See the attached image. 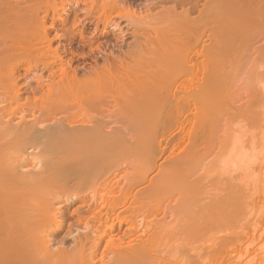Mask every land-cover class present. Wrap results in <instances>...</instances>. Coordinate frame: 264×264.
Wrapping results in <instances>:
<instances>
[{
  "label": "rangeland",
  "instance_id": "rangeland-1",
  "mask_svg": "<svg viewBox=\"0 0 264 264\" xmlns=\"http://www.w3.org/2000/svg\"><path fill=\"white\" fill-rule=\"evenodd\" d=\"M68 1L1 0L0 43L22 36L31 50L30 65L0 56V174L38 151L10 127L20 115H50L55 105L79 115L80 95L56 90L63 69L86 86L128 80L119 111L100 108L118 119L119 141L85 186L8 183L0 215L3 203L22 204V227L44 264H102L108 253L89 252L109 237L144 245L129 264H264V0H114L125 15H107L96 29L83 4L61 25L52 7ZM112 180L127 197L117 213L132 222L103 237L104 226L83 229L76 213Z\"/></svg>",
  "mask_w": 264,
  "mask_h": 264
},
{
  "label": "bare ground",
  "instance_id": "bare-ground-1",
  "mask_svg": "<svg viewBox=\"0 0 264 264\" xmlns=\"http://www.w3.org/2000/svg\"><path fill=\"white\" fill-rule=\"evenodd\" d=\"M102 2L98 4L99 2L94 0H75L74 4H72V2L68 1L66 3L70 7L67 9V6L54 5L52 10L54 15H57L58 20L61 21V25H65L67 24V18L73 15L75 11L74 6L78 7L83 4L85 9L81 12L85 14V18L90 23L92 21L95 29L98 23L105 25L107 15L110 17L116 14L115 16L119 18L125 15L120 9V5L114 0L106 1L107 3H105V0ZM7 4L6 2L1 3L0 0V15L3 14V7L5 8ZM12 7L11 5L10 11L16 14ZM79 23L80 21L70 24V28L76 27ZM112 25L117 28V31H121L117 24L112 23ZM51 27H54V23H52ZM71 37H73V34L69 33L67 38ZM17 38L13 44L0 43L1 59L8 58L4 57V55L10 54V58L16 59L15 61H22L24 64L30 65V61L25 57V54L28 55L31 49L20 40L22 36ZM54 55H52L53 59H55L53 63L60 67H65L62 64V60ZM47 71H52V76L57 74L52 65L49 66ZM61 75L65 77L62 80L63 84L62 86L57 84V88H55L59 91L63 88L65 92L67 88L71 87L73 91L80 95L77 105L80 112L79 115H70L69 111L72 110L71 108L59 105L51 107L52 112H50V115L35 116L36 113L34 112L20 115L18 122L10 127L19 133H23L26 140L32 146H35L38 151L34 154L35 158L30 157L28 163L17 164L15 168H11L8 176L3 173L0 174V191L5 190V185L8 188V183L12 181L18 182L17 186L19 188L17 190L30 188L40 180L46 182L57 181L66 184L79 182L82 186H85L92 179V173L95 170H100H97V168L100 167L105 150L108 147L113 150L116 149L120 136V127L117 126L118 119L114 117H109V120L104 119L101 117L103 113L100 108H116L119 111V90L128 89V80H120V87L112 83V80L104 79H99L101 85L86 86L84 82H79L74 77H67L65 69L62 70ZM37 80L42 82L40 77ZM25 87L26 89L23 91L19 90L17 92L28 93L27 85ZM87 93L90 95L86 97ZM103 94H109V98L103 99ZM62 95L63 93H60L57 96L58 100ZM124 104L126 108L130 107L128 102H124ZM145 104L146 102L144 101L138 102L139 107H143ZM141 112H138L137 115L142 116L143 113ZM89 113H93L94 116L89 115ZM83 145L88 146L82 148ZM118 185V180H112L102 195L81 200V208H78L76 214L79 217V223L81 222L82 224V221H86L83 225H80L83 229L89 231L90 228L96 227V225L98 227L104 226L103 237H108L110 232L115 230L116 222L118 225H127L132 222L131 217L125 216V212L117 213L118 209L127 203L125 195H117L119 193ZM5 207H7V210H5ZM21 209L22 204L19 201L3 203V213L0 215V264H44V261L36 255L30 246L31 238L25 233V228L22 227L21 221L23 217ZM58 215L59 218L62 217L61 212H58ZM54 225L56 227L60 226L59 223ZM136 230V228L128 229L127 237L133 236ZM2 235L5 237L3 238ZM98 241L89 254L95 256L100 248L103 253H108L110 257L102 264L133 263L135 255L140 251H144L142 243H138L135 246H129L128 244V246H125L123 239L121 242V240L118 241L109 237L105 246L102 247V239L99 238ZM99 263L100 260H97L96 264Z\"/></svg>",
  "mask_w": 264,
  "mask_h": 264
}]
</instances>
